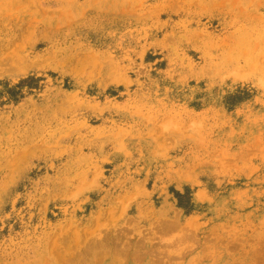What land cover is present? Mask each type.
<instances>
[{"label": "rangeland", "instance_id": "rangeland-1", "mask_svg": "<svg viewBox=\"0 0 264 264\" xmlns=\"http://www.w3.org/2000/svg\"><path fill=\"white\" fill-rule=\"evenodd\" d=\"M0 264H264V0H0Z\"/></svg>", "mask_w": 264, "mask_h": 264}, {"label": "bare ground", "instance_id": "bare-ground-1", "mask_svg": "<svg viewBox=\"0 0 264 264\" xmlns=\"http://www.w3.org/2000/svg\"><path fill=\"white\" fill-rule=\"evenodd\" d=\"M93 251V250H92ZM70 262V261H69Z\"/></svg>", "mask_w": 264, "mask_h": 264}]
</instances>
